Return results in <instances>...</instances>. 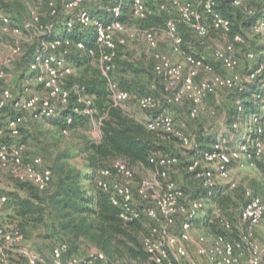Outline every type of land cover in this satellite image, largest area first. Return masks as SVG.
Segmentation results:
<instances>
[{"label": "built area", "instance_id": "1", "mask_svg": "<svg viewBox=\"0 0 264 264\" xmlns=\"http://www.w3.org/2000/svg\"><path fill=\"white\" fill-rule=\"evenodd\" d=\"M84 1L69 0L65 7L73 10ZM221 1L135 0L134 9L138 18L155 14V9L146 2L156 3L160 10L166 12L165 32L173 43V51L179 54L182 53L185 42L184 31L192 32L203 42L212 30L222 36H229L232 21L219 10ZM254 1L264 0H235L233 5L243 7ZM124 10L123 5H115L110 9L115 18H119ZM246 11L249 15L256 13L253 7ZM55 13L54 9L53 14ZM75 18L84 27H95L101 52L100 65L108 79L113 104L126 109V105L133 103L149 112L151 116L144 122L147 129L177 138L187 150L196 151L199 145L186 125L177 123L171 108L189 102V116L195 119L202 113L204 103L210 95L216 94L220 89L240 90L244 87L242 77L237 73L240 60L235 43L227 42L225 48L212 49L210 57L229 73L228 76L217 74L215 65L204 54L198 56L185 51L184 62L175 63L169 55L155 52L154 69L164 79V95H140L124 90L112 76L116 67L117 48L142 36L149 47L156 51L159 39L154 29L130 27L118 19L108 23L84 10L77 12ZM32 19L34 24L39 21L36 13H33ZM73 27L72 19L68 28L71 31ZM48 29L51 30L52 26ZM253 31L264 36V16L253 26ZM40 32L43 31L40 29ZM0 33H20L11 15L1 8ZM243 40L240 35L235 37L237 43ZM61 45V38L42 42L29 67L35 77L23 83L20 93L9 90L0 93V119L7 107L12 106L16 111L15 115L7 116L5 123L0 122V139L10 137L13 140L1 143L0 166L15 179L32 182L41 191L51 187L54 171L42 157H26L27 147L21 140L25 123L23 113H31L35 118H51L58 114L59 109L69 104L71 90L66 88V82L75 74L76 69L65 57V52H58ZM76 46L79 49L85 48L82 41L77 42ZM12 50L13 54L19 52L18 46L12 47ZM89 54L95 56L96 52L90 50ZM245 55L247 61L252 63L247 79L264 83V62L258 61V53L248 50ZM9 63L11 60L7 61ZM5 77V71H0V81ZM31 81L41 86L47 96L42 98L35 94ZM74 91L78 100L73 111L94 119L97 110L92 107V97L79 87H74ZM236 104L242 110L239 99ZM248 124L256 133L254 137L249 136L248 142L246 138L235 148H231L226 146L225 140H218L210 149L201 150L198 156L192 158L188 172L194 175L204 190L202 197H192L170 177L169 169L178 163V158L174 156L153 157L156 169L152 170L155 176L140 182H136L135 170L124 159H118L112 168L100 172L97 185L110 194L113 204L121 210L122 220L126 223L146 222L148 225L149 230L144 236L143 244L151 264H264V240L259 237V228L264 223L263 197L252 189H245L237 222L216 203L217 191L223 182H230V188L237 187V183L230 179L233 166L243 165L245 158L253 163L254 154L258 158L264 154V116L252 114ZM94 126L99 127L101 132V122L96 124L95 121ZM234 127L238 128V123ZM64 133L68 134V131ZM208 202L212 203L209 205ZM208 207L209 212L204 217ZM210 217L215 219L224 232L216 235L204 233L196 238L193 234L195 225L200 224L199 227L205 228L202 225ZM24 242L25 236L20 230H10L0 220V264H14L12 255L15 253L31 264H99L107 260L106 255L98 250L91 252L85 260L67 256L69 245L61 243L53 248L51 260L46 263L35 250L24 246Z\"/></svg>", "mask_w": 264, "mask_h": 264}, {"label": "trees", "instance_id": "2", "mask_svg": "<svg viewBox=\"0 0 264 264\" xmlns=\"http://www.w3.org/2000/svg\"><path fill=\"white\" fill-rule=\"evenodd\" d=\"M13 1L0 0V8L11 15L4 5L9 7ZM40 1L43 3V8L39 11H31L30 14L33 18V13H36L39 21L35 25L43 32L24 55L22 62L19 63L20 66L29 69L39 45L46 39L61 38L62 45L59 47L58 52H65L67 60L79 72L70 76L66 82V88L71 90L69 104L65 108L59 109L58 114L55 116L43 119L54 120L64 135H67L64 131H76L94 125L95 121L101 122V137L99 140L85 138L80 146V152L85 155L87 162L86 170L67 169L65 165H49L54 171V180L51 187L46 191L39 190L32 182L16 179L19 183L18 190L12 192L10 202L14 205L17 216L20 218L18 230L24 234L30 225L50 226L49 236L58 239L59 244L67 243L69 245L67 256L77 255L81 250L82 243L88 241L98 251L104 253L109 261L125 258L136 261H149V255L143 244L144 236L149 230L148 225L146 226V222L126 223L122 220L120 208L113 204L110 194L97 185L100 172L103 169L112 168L118 159L126 160L133 169L138 166L156 169V165L152 162L153 157L174 156L178 158L176 165H182L185 179L197 181L194 175L188 172V165L191 163L192 158L198 156L201 150L210 149L218 139L212 133L206 134L202 130H195V134L191 135L198 143L199 149L192 151L184 148L186 154L184 155L182 145L177 138L149 131L143 122L133 117L124 108L115 106L110 98L108 79L104 76L100 65L101 52L95 27L94 25L82 26L75 15L77 12L84 10L93 17L108 23L118 19L130 27L161 29L165 27L167 13L160 10L155 3L153 6L155 14L146 18H138L135 15V0H101V3L97 5H92L91 0H85L73 10L65 7L69 0H56L55 3L52 0H31V6H35ZM234 1L222 0L219 10L232 21V30L229 36L232 42L237 43L235 42L237 35L246 40L247 32H254L253 26L264 16V1L251 2L254 5L247 7H253L256 10L254 15H249L247 11L244 12L242 7H235L233 5ZM115 5H123L125 8L124 13L119 18H115L110 11ZM54 9L56 10L55 14H53ZM72 19L74 27L70 31L68 23ZM49 26H52L51 30L48 29ZM183 35L185 38L183 48L200 56L201 52L199 51L203 49L204 52L205 41L203 43L199 40L192 41L191 38L194 39L193 35L195 34L190 31H184ZM189 40L194 44H191L192 47H188L187 41ZM80 41L84 42V49L77 48L76 43ZM90 50H94L96 55L91 56L89 54ZM249 50L262 53L261 59H264V45ZM105 51L108 52V49ZM116 52V67L112 72V76L116 78L122 89L140 95L158 97L164 95V79L155 72L156 59L154 56H143L135 59L127 50V45H119ZM34 77L35 73L29 72L22 85L27 79L31 80ZM259 83L256 81L247 87L244 85L238 91L234 101L237 99L242 101V110L237 107L234 112L235 115L230 117L229 125L232 129H237L234 125L244 122L247 115H262L261 107L264 100ZM74 87L84 89V93L92 97V107L97 110L94 119L73 111V107L77 105L78 100ZM21 90L22 87L18 92L20 93ZM4 114L5 116H12L16 114V111L12 106H9L3 112ZM23 116H25L26 122V114L23 113ZM198 118L190 119L196 121ZM250 129L238 134L231 145L234 146L239 141L242 143L248 135L256 136L254 129L252 128L249 132ZM23 131L24 125L22 127V141ZM7 141L13 140L10 137L2 138L0 139V145L2 142ZM178 142L181 149H177ZM24 143L26 144V142ZM253 163L264 176V162L259 161L255 154ZM182 188L192 197L197 195L196 192L199 188L203 190L200 183L195 193L186 183L182 185ZM187 190H190V192ZM21 191L24 192V195ZM230 200L229 195L224 198H216L226 214L234 219L233 211L231 213L227 211ZM237 206L240 207V205ZM47 218L51 220V225L48 224ZM202 226L207 228L210 234L216 235L224 232L213 217L207 219ZM19 256L22 261H25V258Z\"/></svg>", "mask_w": 264, "mask_h": 264}, {"label": "rangeland", "instance_id": "3", "mask_svg": "<svg viewBox=\"0 0 264 264\" xmlns=\"http://www.w3.org/2000/svg\"><path fill=\"white\" fill-rule=\"evenodd\" d=\"M90 1V0H89ZM92 5H97L101 3V0H91ZM150 7H153L154 4L146 2ZM254 5V3L244 5L242 7L243 11L246 12L248 6ZM7 11L12 15L14 24L20 29L18 34H2L0 33V71H5L6 77L0 82V93L9 90L13 93H19L18 90L22 87V82L24 78H27L30 70L20 66V61L27 51L33 46L35 41L38 39L41 34L40 29L33 23L31 11H39L43 8V3L40 1L35 6H31V0H14L10 3V6L7 7L4 5ZM4 8V9H5ZM158 39L159 47L156 51L149 47L146 41L142 36L133 41H129L127 45V50L132 54V57L137 59L143 56H153L155 52L164 53L170 56L173 62L180 63L184 62L185 56L184 52H189L186 49H182V53H175L173 51V43L171 39L168 38L165 27L161 29H154ZM246 40L244 39L242 44L235 43L236 54L240 60V65L238 67L237 73L242 77V83L246 87L252 84L253 82L247 79L252 63L247 61L246 52L249 49L258 48L259 46L264 45V36L257 35L254 32L248 31L246 34ZM191 38L192 41H203L197 36L193 35ZM227 42H232L230 36H222L221 34L211 31L210 36L205 41L204 52L203 49L200 54H204L212 61L215 65V71L221 76H228L229 73L225 71L220 65H218L210 57L212 49L216 48H225ZM188 44H193L190 40L187 41ZM191 45V47H192ZM18 46L19 52L13 54L12 47ZM189 47V45H188ZM202 47V46H201ZM262 53H258V61L264 59L262 58ZM11 60V63L7 64V61ZM79 73L78 70L75 71V74ZM31 84L34 85L33 92L40 97H46V91L38 86L34 81H31ZM264 100V83L261 82L258 84ZM239 90H230V89H220L216 94L210 95L204 103L202 113L196 121H191L189 116V102H185L182 105L172 107L174 116L176 117L177 123L179 125H186V128L189 130L190 134L194 135L197 130H202L206 134L212 133V135L217 136L218 140L223 141L224 138L227 140V147H231V144L235 141L238 134L243 133L249 127L250 116H246L244 122L238 124L237 129H232L229 125L230 117L235 115V110L237 108L236 101L234 99L237 97ZM241 101V100H240ZM242 104V101H241ZM129 114L138 119L141 122H145L146 119L151 116L147 111L142 110L133 103L126 105L125 109ZM262 115L264 116V103L261 107ZM7 115L5 114L0 119V122L3 124ZM98 122L96 121V124ZM196 130V131H195ZM252 128L249 130L251 132ZM237 131V132H236ZM101 135L99 127L94 125L88 128H80L76 131H70L67 135L61 133L60 129L57 127L56 122L49 119L37 118L34 119L31 113H26V122L24 124L23 131V141L26 142V156L29 159L35 157H43L46 163L50 166L55 165H65V168H76L81 171L87 169V162L85 155L80 152V146L82 145L85 138L99 140ZM229 137H233V140L229 141ZM250 140L248 135L247 142ZM239 141V140H238ZM241 141L237 142L238 145ZM231 143V144H228ZM177 149H181V145L178 142ZM183 153L185 154V150ZM244 159V158H243ZM259 161L264 162V154L258 158ZM244 164H236L232 168L230 179L232 182L237 183V187L230 188V182H223L217 191L218 197H226L229 195L231 200L228 203L227 211L234 213V221L239 220V211L240 208L237 205H240L244 200V191L245 189H252L257 194H260L264 198V176L258 167L252 163L250 160L244 159ZM136 182L142 180H148L155 176V172L152 169L145 167H135ZM170 177L178 182L179 185L184 183L188 184L190 189L195 193L199 188V183L192 179H185V172L182 169V165L178 164L170 169ZM18 181L11 176V174L4 170L0 166V217L5 226H10L14 223V214L15 209L11 201V194L13 191L18 190ZM190 192V190H187ZM24 195V192L21 191ZM196 196H204V191L199 188L196 192ZM3 198H6V201H3ZM216 202V201H215ZM212 202H208L210 205ZM218 203V202H216ZM208 207L205 212L207 216L209 212ZM14 213V214H13ZM47 222L51 225V220L47 218ZM200 224L195 225V230L193 232L194 236H198L208 233L207 228L199 227ZM147 226V225H146ZM147 228V227H146ZM26 233H24L25 240H28V244L36 247L39 252L47 258L51 257L52 250L55 246L59 244V240L49 236L51 230L50 226L46 225H31L28 227ZM259 237L264 240V223L263 226L259 228ZM33 248V247H32ZM96 248L88 241L83 242L81 250L76 255L79 259L85 260L88 255L93 252L92 250ZM35 249V248H34ZM193 251V250H192ZM12 261L14 264H20V256L16 253L12 255ZM25 263V261L23 260ZM99 264H151L149 261H136L131 259H122L117 261L107 260L104 263Z\"/></svg>", "mask_w": 264, "mask_h": 264}, {"label": "crops", "instance_id": "4", "mask_svg": "<svg viewBox=\"0 0 264 264\" xmlns=\"http://www.w3.org/2000/svg\"><path fill=\"white\" fill-rule=\"evenodd\" d=\"M76 71V70H75ZM204 75H202V77H203ZM188 130V129H187ZM188 132H189V130H188ZM99 137H101V135L99 136ZM223 140H227L226 138H224ZM230 140H233V137H229V141ZM227 142V141H226ZM231 142V141H230ZM228 144H231V143H228ZM237 146V144L236 145H231V148H235ZM235 166V165H234ZM233 166V167H234ZM14 214V213H13ZM1 217H2V215H1ZM0 217V219L1 220H3L2 218ZM20 222V218L17 216V213H16V211H15V214H14V223L12 224V225H10L9 227L8 226H6L8 229H18V223ZM3 223V222H2ZM4 224V223H3ZM31 226V225H30ZM27 230H29L28 228H27ZM24 244V246H26V247H30V248H32L33 250H35L39 255H40V257H42L45 261H46V263H48L50 260H51V257L50 258H47L46 259V257L45 256H43L40 252H39V250L38 249H36V247H34V246H31V245H29L28 244V240L26 239L25 240V242L23 243ZM56 247V246H55ZM35 248V249H34ZM95 250H97L96 248H94L92 251H95ZM16 254V253H15ZM76 256V255H75ZM21 259V258H20ZM22 261V260H21ZM19 261V263L20 264H31L28 260H26L25 259V263L22 261Z\"/></svg>", "mask_w": 264, "mask_h": 264}]
</instances>
